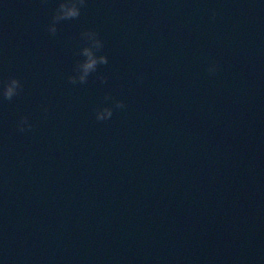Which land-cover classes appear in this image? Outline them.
<instances>
[{
    "label": "water",
    "instance_id": "water-1",
    "mask_svg": "<svg viewBox=\"0 0 264 264\" xmlns=\"http://www.w3.org/2000/svg\"><path fill=\"white\" fill-rule=\"evenodd\" d=\"M58 3L0 0V264H264V0Z\"/></svg>",
    "mask_w": 264,
    "mask_h": 264
},
{
    "label": "clouds",
    "instance_id": "clouds-1",
    "mask_svg": "<svg viewBox=\"0 0 264 264\" xmlns=\"http://www.w3.org/2000/svg\"><path fill=\"white\" fill-rule=\"evenodd\" d=\"M85 6V0H59L56 9L53 12L51 21L48 25V32L51 35H55L57 32L56 25L62 20L76 19L80 15V9ZM215 17V11L212 12V18ZM81 38L84 41L83 46L80 48L78 55L82 56V60H78L73 68V75L68 76V81L71 84H85L91 73L96 72L98 65H104L108 63V59L105 55H97L103 48V42L98 36V33L94 30H86L81 34ZM210 73H215L216 66L211 65L208 69ZM101 83L106 82V77H99ZM22 85L20 81L15 77H9L3 81L0 85V96L4 100H11L14 96L19 95V90ZM111 97L105 96V100H109ZM125 104L121 100H115L111 107L102 106L95 109V119L97 121H105L112 117L114 109H122ZM46 111V110H45ZM18 131L25 132L31 130L32 125L29 123L27 117H21L17 124Z\"/></svg>",
    "mask_w": 264,
    "mask_h": 264
}]
</instances>
